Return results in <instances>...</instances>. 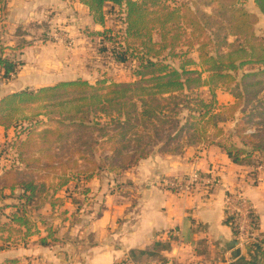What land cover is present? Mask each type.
Masks as SVG:
<instances>
[{
    "label": "trees",
    "instance_id": "16d2710c",
    "mask_svg": "<svg viewBox=\"0 0 264 264\" xmlns=\"http://www.w3.org/2000/svg\"><path fill=\"white\" fill-rule=\"evenodd\" d=\"M79 1L88 6L93 21L103 26V30L91 33L98 40L99 52L124 65L134 80L105 86L78 77L24 88L0 98V126L4 128L16 127L30 118L14 114L21 108L35 104L61 106L57 127L37 131L35 125H30L18 149L21 158L24 150L34 149L41 141L44 156L49 158L48 167L66 170L64 176L59 175L60 181L51 185L33 176L31 164L0 175V239L8 244L0 246V251L25 246L35 234L45 247L58 241L52 226H47V234L42 235L34 216H41L44 205L52 209L62 205L64 197L57 194L63 189L71 191L70 182L75 181L74 187L82 188L87 195L91 191L87 184L100 170H124L148 157L152 146H158L163 154L179 153L173 144L191 138V130L194 134L201 123H206V117L209 120L217 115L214 91L208 99L194 93L205 83L226 85L235 97L230 105L233 109L242 101V112L250 106L248 119L242 123L253 122L255 112L264 118V36L256 33L260 16L247 9L246 0ZM254 3L264 14V0ZM27 45L25 38L15 46L0 43L2 78L17 74L23 62L16 50ZM194 52L200 63L192 57ZM198 64L210 75L206 81L201 77L203 71L189 66ZM240 124L241 119L237 126ZM245 129H237V136ZM244 136L249 143L238 144L229 138L216 145L232 162L248 166L250 176L257 178L264 164V129ZM100 149L105 154L97 157ZM75 153L79 157L63 161L65 155L73 157ZM34 158L39 163L40 159ZM81 162L93 169L67 173L68 168L79 167ZM68 196L72 197L71 193ZM7 199L12 202L5 203ZM40 222L47 224L44 219ZM226 222L231 223L229 215ZM7 232L11 233L4 237ZM176 239L160 238L148 248H132L127 257L136 264L165 262V252L171 250ZM263 244L264 233H260L258 241L251 243L247 264H264ZM18 261L8 258L5 263Z\"/></svg>",
    "mask_w": 264,
    "mask_h": 264
},
{
    "label": "crops",
    "instance_id": "0c3cea01",
    "mask_svg": "<svg viewBox=\"0 0 264 264\" xmlns=\"http://www.w3.org/2000/svg\"><path fill=\"white\" fill-rule=\"evenodd\" d=\"M246 7L264 16L254 0H247ZM86 27L103 30L93 21L88 6L79 0L0 1V43L4 46H15L22 38L30 40L34 29L46 30L47 34L60 29L78 41L85 36ZM40 41L16 50L23 65L11 81L0 78V90H7L4 94L72 79L66 78L64 68L60 69L70 48L47 39L39 45ZM178 155L156 152L139 161V176L144 184L138 188L135 204L107 195L100 214L84 222L80 229L68 231L70 227L64 223L67 248L63 251L35 243L0 254L4 260L27 256L31 264H136L127 257L130 249H145L155 240L174 236L177 239L165 252V262L143 264H247L251 245L242 243L226 222V197L241 189L256 213L258 232L264 233L263 171L257 178L251 177L248 166L232 162L218 145L206 149L204 157ZM194 171L217 176L220 183L214 186L199 182L203 185L196 183L186 193L162 183L167 182L165 176Z\"/></svg>",
    "mask_w": 264,
    "mask_h": 264
},
{
    "label": "rangeland",
    "instance_id": "374dc122",
    "mask_svg": "<svg viewBox=\"0 0 264 264\" xmlns=\"http://www.w3.org/2000/svg\"><path fill=\"white\" fill-rule=\"evenodd\" d=\"M247 2V0H246ZM111 18L109 19L110 24ZM110 26V25H109ZM44 31L34 29V34H32V38L27 40V42L32 45H35L34 41H40L41 39H46L48 41L61 43L69 47L67 51V56L64 59L63 63L60 65V69H65L66 78H78L82 77L87 79L92 84H96L100 82L99 85L108 86L114 82H131L134 80V77L131 75L130 71L125 68L124 65L116 63L111 58H108L105 54H101L98 49V40L94 36H91L93 30L89 27L84 29L85 36L78 41H73L68 36H64L62 41H55L52 39H48L47 33ZM52 32L53 30H49ZM255 31L258 35L264 36V16H260V21L256 25ZM49 32V33H50ZM64 32V31H63ZM65 33V32H64ZM66 34V33H65ZM40 41L42 44L45 41ZM22 42V41H21ZM17 45V44H16ZM192 57L196 60V63H200L198 59L197 53H192ZM198 61V62H197ZM192 68H198L200 71H203L201 77L206 81L210 76L209 73L204 70L205 68L198 65H189ZM17 75V74H16ZM11 77L10 79H4L0 76L1 79H4L6 82L11 81L16 77ZM228 81V79H226ZM231 81H228V83ZM222 84V83H221ZM221 84L208 83L200 86L195 89L197 95L208 99L211 96L212 92H215V101L217 104V109L215 117L213 119H207L206 123H201L202 127L199 128L197 132L193 134V130H191V138H181L178 142H175L173 145L178 147V155L180 158L189 157L190 159H194L196 156L206 155V149L217 144L218 141H225L227 139H231L238 144H241L243 141L245 143H249L245 140L244 135L254 134L260 131V129H264V118L258 115V112H255L253 115L255 120L251 123H242L243 120L248 119V114L250 111V106L247 108L248 110L242 112V105L244 101L240 102L235 109L230 107L233 103H235V97L226 90L225 86H221ZM224 84V83H223ZM233 84V83H232ZM2 89V88H0ZM35 89V88H34ZM7 90H0V94H4ZM10 92L5 93L3 96ZM2 95L0 98L3 97ZM226 108H224V106ZM228 107V108H227ZM61 106L52 104L51 106H46L44 104H35L30 105L26 108H21L19 111L15 112L16 116L27 115L30 117L27 120L19 122V125L15 127V125L10 128H0V175L3 174L8 169L19 167L20 169H26L28 164H31V170L33 169V176L39 182H46L47 185L55 184L58 181L59 175L64 176L66 170L64 168H54L48 167L49 158L44 156L43 153V144L41 141H38L39 146L33 147L34 149L24 150L22 157H19L20 149H18V145L21 140H24L28 135L29 131H25L26 128H29L30 125H35L37 131H41L46 128H55L57 127L58 117L61 112ZM223 117V118H222ZM222 119H228L226 121H222ZM240 126H237V123H240ZM239 127V128H238ZM245 129V133L241 132V135L237 136L236 130ZM23 129V130H22ZM222 129L223 131H220ZM262 131V130H261ZM21 133V134H20ZM37 139V137L35 138ZM59 147V146H57ZM75 149V147H73ZM150 154L154 155L156 152H159L158 146H152L149 148ZM55 150L53 149L52 152ZM104 150H97V157H102L104 155ZM161 153V152H159ZM35 154L33 158H30V155ZM163 154V153H162ZM34 157L39 158V163L33 161L36 159ZM79 157V154H73V157L69 155H65L63 161L67 159H76ZM27 159V160H25ZM138 163L121 170H100L99 174L87 184L91 191L89 194L85 195L82 193V188L74 187L75 181L70 182L71 191L68 193L65 192V189L58 192L57 197H64L63 204L56 205L55 209L47 204L42 207L39 213L41 216L35 215L34 220H36L38 228L42 235H46L45 229L47 226H52L55 235L58 237V241H56L50 248L55 250L56 252L63 251L62 249L67 248L66 244V233L63 230V225L66 223V226L70 227L68 231L75 232L80 229V227L84 224V222L89 221L90 219H94L98 214H100L102 206L105 205V199L107 195H113V197H118V201H122L123 203H129L131 205L135 204L137 201V193L138 188L142 184H144V179H141L139 176ZM73 167V166H72ZM80 169H84L89 171L93 169L92 165L86 164L85 162H81L79 167H73L67 169V173L79 172ZM263 171L264 175V164L260 166V171ZM196 172V171H194ZM199 172V171H198ZM184 173V172H182ZM193 173V172H192ZM192 173H184L178 176H170L164 177L167 182L165 183V187H170L174 189L176 192H184L190 191L192 188L196 186L203 185L199 182L190 183L189 175ZM204 177L206 176L205 172H199ZM188 183H190L188 185ZM186 185L189 186V189H186ZM72 195L69 197L68 195ZM108 199V198H107ZM72 200L75 203H72ZM12 199H7L5 203H11ZM0 205L2 203L0 202ZM80 207L79 209L77 207ZM9 211V210H7ZM40 219L46 220L47 224H42ZM74 229V230H73ZM11 232H7L4 234V237H7ZM13 237L16 239L17 235L14 232ZM39 235L35 234L28 239L27 244H35L39 243ZM14 243V242H13ZM12 243V244H13ZM7 242H4L3 239H0V246H7ZM27 245H20V247H26ZM13 248L10 246L11 249ZM1 252V251H0ZM30 257L24 256L17 263L13 264H31L29 261ZM0 264L5 263L4 256L0 254Z\"/></svg>",
    "mask_w": 264,
    "mask_h": 264
},
{
    "label": "built area",
    "instance_id": "2783aa9c",
    "mask_svg": "<svg viewBox=\"0 0 264 264\" xmlns=\"http://www.w3.org/2000/svg\"><path fill=\"white\" fill-rule=\"evenodd\" d=\"M48 38L55 41H62L66 34L62 30H53L47 34ZM13 74L11 77H14ZM191 181V182H190ZM202 181L207 185H218L220 183L217 176H202L198 171L189 175V182L194 183ZM188 183V185L190 184ZM186 185V189L189 186ZM226 209L228 215L231 217L230 226L236 232L238 239L245 244L251 245L253 242H257L260 233L257 229V216L253 210L252 205L248 202L244 192L238 189L234 192H230L226 197ZM264 246V244H263Z\"/></svg>",
    "mask_w": 264,
    "mask_h": 264
}]
</instances>
